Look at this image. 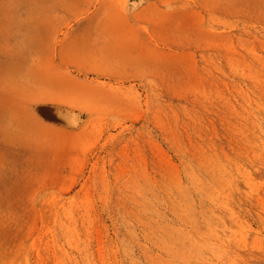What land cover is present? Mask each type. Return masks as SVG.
Here are the masks:
<instances>
[{
	"label": "rangeland",
	"instance_id": "374dc122",
	"mask_svg": "<svg viewBox=\"0 0 264 264\" xmlns=\"http://www.w3.org/2000/svg\"><path fill=\"white\" fill-rule=\"evenodd\" d=\"M208 1L0 0V264H264V0Z\"/></svg>",
	"mask_w": 264,
	"mask_h": 264
},
{
	"label": "bare ground",
	"instance_id": "6f19581e",
	"mask_svg": "<svg viewBox=\"0 0 264 264\" xmlns=\"http://www.w3.org/2000/svg\"><path fill=\"white\" fill-rule=\"evenodd\" d=\"M203 1V0H202ZM208 1V0H207ZM216 1H218V0H216ZM215 1V2H216ZM220 1H222V0H219V2ZM226 1V0H225ZM228 1H230V0H228ZM233 1V0H232ZM206 2V1H205ZM223 2V1H222ZM221 2V3H222ZM234 2H238V1H234ZM241 2V1H240ZM256 2V1H255ZM213 3V2H212ZM212 3H210L212 6H213V4ZM232 3V2H231ZM209 4V1H208V5H210ZM219 5V4H218ZM230 5H232V4H230ZM236 5H238V4H236ZM235 5V6H236ZM242 5V4H241ZM221 6H228V4L227 5H221ZM239 6V5H238ZM217 7V6H216ZM219 7V6H218ZM217 7V8H218ZM232 7V6H231ZM237 7V6H236ZM210 9V8H209ZM223 9V8H222ZM200 10H202V9H200ZM215 10H216V8H215ZM224 11H226L227 9H223ZM223 11V12H224ZM230 11H231V9H230ZM204 12V11H203ZM201 13V12H200ZM209 13V12H208ZM203 14V13H202ZM204 14H205V12H204ZM214 14V13H213ZM218 15H219V13H217ZM212 15V14H211ZM223 15H224V13H223ZM227 15V14H226ZM222 16V15H221ZM226 17H228V16H226ZM205 18V17H204ZM244 20H248V19H244ZM235 22H236V20H235ZM238 22V21H237ZM253 22V24H254V21H252ZM206 23V22H205ZM256 23V22H255ZM205 25V24H204ZM242 25V24H241ZM256 24H254V25H252V27L253 26H255ZM261 25V24H260ZM209 26V25H208ZM263 26V25H262ZM227 27V26H226ZM235 27V26H234ZM242 28V27H241ZM211 29V28H210ZM209 29V30H210ZM228 29V28H227ZM211 30H214V28L213 29H211ZM217 30H219V28L217 29ZM226 30V29H225ZM223 31H224V29H223ZM233 31V30H232ZM253 31V30H252ZM252 31H250V32H252ZM226 32V31H225ZM235 32V31H234ZM222 33V32H221ZM229 33V32H228ZM238 34V33H237ZM240 35H241V33H239ZM251 34V33H250ZM231 36V35H230ZM232 37V36H231ZM262 37V36H261ZM135 41V40H134ZM133 42V41H132ZM239 45V44H238ZM245 46V45H244ZM206 54V53H205ZM262 54V53H261ZM8 56V55H7ZM218 58V57H217ZM199 68V67H198ZM161 71V70H160ZM162 72V71H161ZM164 72V71H163ZM175 72V71H174ZM173 72V74H175ZM198 72V71H197ZM154 73V72H153ZM166 73V72H165ZM159 74V73H158ZM200 74H201V72H200ZM203 74V73H202ZM156 75V74H155ZM166 75V74H165ZM164 75V76H165ZM163 76H162V74L160 75V78H162ZM171 77V76H170ZM164 78V77H163ZM169 78V77H168ZM157 79V78H156ZM165 79V78H164ZM160 80V79H159ZM162 83V82H161ZM9 87V86H8ZM105 89V88H104ZM4 91V90H3ZM167 93V92H166ZM1 94V93H0ZM208 95V94H207ZM107 97V96H106ZM4 100V99H3ZM110 100V99H109ZM183 100V99H182ZM189 100V99H188ZM187 100V101H188ZM184 101H186L185 99H184ZM190 101V100H189ZM188 101V102H189ZM188 102H187V104H188ZM201 102V101H200ZM4 103V102H3ZM167 103V102H166ZM182 104H183V102H181ZM199 103V102H198ZM186 104V105H187ZM194 104V103H193ZM197 105V104H196ZM199 105V104H198ZM198 105H197V107H198ZM59 106V105H58ZM174 106V105H173ZM172 106V107H173ZM185 106V105H184ZM209 108V107H208ZM211 108V107H210ZM174 109V108H173ZM69 110V109H68ZM190 110H191V108H190ZM36 111L45 119V120H47L48 121V123L50 124V125H52V127H53V125L54 124H56V125H54V126H57V125H60V126H62V127H66V128H71V129H73V128H77L78 129V127L80 126L79 124H78V116H75L74 114H71V113H67V112H64L63 110H61V109H59V108H56L55 106L54 107H46V106H40L39 105V107L37 106V108H36ZM175 111H176V108H175ZM36 112V113H37ZM71 112V111H70ZM179 112V111H178ZM191 114V113H190ZM198 114V113H197ZM192 115V114H191ZM190 115V116H191ZM38 119V118H37ZM196 119H198V118H195V120ZM32 120H33V118H32ZM33 122V121H32ZM45 124V123H44ZM38 125H40V123H38ZM34 126V125H33ZM46 126V125H45ZM36 127V126H35ZM41 127H42V125H41ZM15 128V127H14ZM40 128V127H39ZM43 128V127H42ZM45 129L47 128V127H44ZM12 129V128H11ZM50 129H52V128H50ZM57 129V128H56ZM63 129H65V128H63ZM79 130V129H78ZM46 131V130H45ZM184 133V132H183ZM30 135V134H29ZM90 135H92V134H90ZM178 135V134H177ZM180 135V134H179ZM182 136V135H181ZM9 137V136H8ZM85 137V136H84ZM83 137V138H84ZM184 137V136H183ZM19 138V137H18ZM83 138H81V139H83ZM250 138V137H249ZM36 139H38V138H36ZM80 139V140H81ZM193 139H194V137H193ZM16 140V139H15ZM181 140V139H180ZM252 140V139H251ZM256 140V139H255ZM183 141V140H182ZM193 141V140H192ZM250 141V140H249ZM79 142V141H78ZM198 142V141H197ZM251 142V141H250ZM53 143V142H52ZM182 143V142H181ZM184 143H185V141H184ZM73 144H75V143H73ZM183 144V143H182ZM187 145V144H186ZM196 145V144H195ZM261 146V145H260ZM40 147V146H39ZM182 147V146H181ZM187 147V146H186ZM185 147V150L187 149ZM55 148V147H54ZM57 149V148H56ZM183 149V148H182ZM189 149V148H188ZM25 150V149H24ZM53 150V149H52ZM259 150V149H258ZM22 152V151H21ZM46 153V152H45ZM194 154V153H193ZM37 157V156H36ZM6 158V157H5ZM6 160V159H5ZM28 160V159H27ZM185 160V159H184ZM189 160V159H188ZM43 166V165H42ZM186 167V166H185ZM165 170V169H164ZM184 170V169H183ZM186 171V170H185ZM168 172V171H167ZM173 173V172H172ZM103 174H104V172H103ZM166 176V175H165ZM146 178V177H145ZM150 179V178H149ZM168 179V178H167ZM104 180H105V178H104ZM152 180V179H151ZM160 180V179H159ZM172 180V179H171ZM174 180V179H173ZM147 181V180H146ZM158 181V180H157ZM167 181V180H166ZM165 181V182H166ZM92 182V181H91ZM139 183H140V181H139ZM154 183V182H153ZM141 184V183H140ZM108 185V184H107ZM160 185V184H159ZM106 186V185H105ZM83 187V186H82ZM144 187V186H143ZM166 187H167V185H166ZM109 188V187H108ZM161 188V187H160ZM163 188V187H162ZM171 188H172V186H171ZM177 188V187H176ZM110 189V188H109ZM166 189V188H165ZM153 190H154V187H153ZM156 190V189H155ZM159 190V189H158ZM168 190V189H167ZM166 190V191H167ZM174 190V189H173ZM108 191V190H107ZM178 191V190H177ZM79 192V191H78ZM109 192V191H108ZM107 192V193H108ZM156 192V191H155ZM158 192V191H157ZM75 193V192H74ZM103 193V192H102ZM112 193V192H111ZM159 193H161V192H159ZM163 193V192H162ZM174 193V192H173ZM89 194V193H88ZM158 194V193H157ZM85 195V194H84ZM103 195V194H102ZM107 195V194H106ZM169 195V194H168ZM173 195H175V194H173ZM180 195V194H179ZM92 196V195H91ZM95 196V195H94ZM109 196H110V194H109ZM108 196V197H109ZM159 196H160V194H159ZM53 197V196H52ZM83 196H81V198H82ZM88 197V196H87ZM93 197V196H92ZM152 197H153V195H152ZM170 197L172 198V196L170 195ZM29 198V197H28ZM91 198V197H90ZM115 198V197H114ZM166 198V197H165ZM177 198V197H176ZM80 199V198H79ZM93 199V198H92ZM102 199V198H101ZM167 199V198H166ZM183 198H181V200H182ZM76 200H77V197H76ZM108 200V199H107ZM117 200V199H116ZM168 200V199H167ZM179 200H180V198H179ZM50 201H51V199H50ZM62 201H65V200H62ZM94 201V200H93ZM177 201V200H176ZM175 201V202H176ZM184 201V200H183ZM48 202V201H47ZM84 202V201H83ZM125 202V201H124ZM173 202V201H172ZM31 203V202H30ZM35 203V202H34ZM88 203H89V201H88ZM91 203H93V202H90V204ZM103 203V202H102ZM106 203H108L107 201H106ZM115 203V202H114ZM117 203H120V202H117ZM70 204V203H69ZM68 204V205H69ZM75 204V203H74ZM73 204V205H74ZM100 204H101V202H100ZM99 204V205H100ZM59 205V204H58ZM83 205V204H82ZM81 205V206H82ZM92 205V204H91ZM119 205V204H118ZM121 205V204H120ZM124 205H126V204H124ZM175 205V204H174ZM48 206V205H47ZM62 206V205H61ZM67 206V205H66ZM72 206V205H71ZM87 206V205H86ZM98 206V205H97ZM138 206V205H137ZM73 207V206H72ZM103 207V206H102ZM108 207V206H107ZM119 207V206H118ZM126 207V206H125ZM139 207V206H138ZM143 207V206H142ZM53 208H55V207H53ZM76 208V207H75ZM74 208V209H75ZM91 208V207H90ZM93 208V207H92ZM127 208H128V206H127ZM132 208H135V207H132ZM37 209V208H36ZM39 209V208H38ZM46 209V208H45ZM64 209V208H63ZM68 209V208H67ZM78 209V208H77ZM82 209V208H81ZM89 209V208H88ZM102 209H104V208H102ZM141 209V208H140ZM54 210V209H53ZM93 210H96V209H93ZM134 210V209H133ZM139 210V209H138ZM155 210V209H154ZM37 211V210H36ZM67 211V210H66ZM90 211V210H89ZM88 211V212H89ZM92 211V210H91ZM181 211H183V210H181ZM38 212V211H37ZM61 212V211H60ZM69 213H71L70 212V210L68 211ZM74 212V211H73ZM135 212H136V209H135ZM39 213V212H38ZM49 213H50V211H49ZM66 213V212H65ZM69 213H68V215H69ZM84 213V212H83ZM95 213H96V211H95ZM132 213H134V212H132ZM149 213V212H148ZM153 213V212H152ZM59 214V213H58ZM61 214H62V212H61ZM77 214V213H76ZM130 214H131V212H130ZM135 214V216H136V213H134ZM143 214V213H142ZM141 214V215H142ZM183 214V213H182ZM55 215V213H53V216ZM63 215V214H62ZM79 215V214H78ZM94 215V214H93ZM133 215V214H132ZM138 215H139V212H138ZM148 215V214H147ZM91 216H92V214H91ZM90 216V217H91ZM95 216H96V214H95ZM140 216V215H139ZM138 216V217H139ZM143 216V215H142ZM166 216V215H165ZM41 217V216H40ZM50 217V216H49ZM65 217H66V215H65ZM78 217V216H77ZM97 217V216H96ZM95 217V218H96ZM144 217V216H143ZM157 217V216H156ZM54 218H55V216H54ZM59 218H60V216H59ZM72 219H73V217H71ZM79 218V217H78ZM81 218V217H80ZM122 218H123V215H122ZM140 218V217H139ZM146 218H148V217H146ZM154 218V217H153ZM56 219V218H55ZM54 219V220H55ZM142 220L144 219V218H141ZM150 219V218H149ZM156 219V218H155ZM58 220V219H57ZM56 220V221H57ZM83 220V219H82ZM96 220V219H95ZM152 220V219H151ZM157 220H158V218H157ZM65 221V220H64ZM79 221V220H78ZM139 221V220H138ZM163 221V220H162ZM165 221V220H164ZM61 222H62V220H61ZM81 222V221H80ZM142 222V221H141ZM148 222V221H147ZM159 222H161L160 220H159ZM166 222H168V221H166ZM57 223H59L58 221H57ZM84 223V222H83ZM83 223H82V225H83ZM143 223V222H142ZM156 223V222H155ZM158 223V222H157ZM156 223V224H157ZM164 222H162V225H164L163 224ZM70 224H72L73 225V222L72 223H70ZM81 224V223H80ZM151 224V223H150ZM149 224V225H150ZM155 224V225H156ZM171 224V223H170ZM67 225V224H66ZM81 225V226H82ZM85 225V224H84ZM93 225V224H92ZM161 225V226H162ZM172 225V224H171ZM70 226V225H69ZM77 226V225H76ZM86 226V225H85ZM94 226V225H93ZM151 226H153V225H151ZM71 227V226H70ZM101 226H99V228H100ZM167 228H169L168 226H166ZM173 227V226H172ZM72 228V227H71ZM156 228V227H155ZM159 228V227H158ZM69 229V228H68ZM67 229V230H68ZM88 229V228H87ZM102 229V228H101ZM145 229V228H144ZM151 229V228H150ZM153 229V228H152ZM164 229V228H163ZM170 229V228H169ZM70 230V229H69ZM161 230V229H160ZM159 230V231H160ZM153 231V230H152ZM158 231V230H157ZM161 231H163V230H161ZM166 231V230H165ZM168 231V230H167ZM72 232V231H71ZM70 232V233H71ZM83 234H84V232H82ZM154 233V232H153ZM162 233H164V232H162ZM169 233V232H168ZM175 233V232H174ZM177 233V232H176ZM88 234V233H87ZM104 234V233H103ZM129 234H130V232H129ZM150 234V233H149ZM154 234H156V233H154ZM160 234V233H159ZM158 235V234H157ZM162 235V234H161ZM164 235H166V234H164ZM75 236V235H74ZM84 236H86V235H84ZM131 236V235H130ZM149 236V235H148ZM156 236V235H155ZM170 236V235H169ZM178 236V235H177ZM177 236H175L176 238H177ZM73 236L71 235V238H72ZM82 237V236H81ZM87 237V236H86ZM158 237V236H157ZM166 237V236H165ZM160 238V237H159ZM163 238V237H162ZM167 238V237H166ZM181 238V237H180ZM74 239V238H73ZM87 239V238H86ZM86 239H84V241L86 240ZM152 239H153V237H152ZM155 239V238H154ZM165 239V238H164ZM170 238H168V240H169ZM172 239V238H171ZM173 239H174V236H173ZM71 240V239H70ZM79 240V239H78ZM90 240V239H89ZM92 240V239H91ZM177 240V239H176ZM176 240L174 241V240H172V242L174 241V244H175V242H176ZM179 240H182V239H179ZM80 241H81V239H80ZM113 241V240H112ZM167 241V240H166ZM183 241V240H182ZM181 241V242H182ZM71 241H69V243H70ZM86 242V241H85ZM90 242V241H89ZM88 242V243H89ZM105 242V241H104ZM156 242V241H155ZM159 241H157V243H158ZM106 243V242H105ZM160 243V242H159ZM73 243H71V245H72ZM80 244V243H79ZM152 244V243H151ZM154 244H156V243H154ZM161 244V243H160ZM170 244V243H169ZM173 244V243H172ZM172 244H170V247H171V245ZM33 245V244H32ZM35 245V244H34ZM103 245H105V244H103ZM165 245H167V243L165 244ZM80 246V245H79ZM98 246V245H97ZM175 246V245H174ZM173 246V247H174ZM180 246V245H179ZM29 247V246H28ZM37 247V246H36ZM35 247V248H36ZM106 247V246H105ZM104 247V248H105ZM155 247V246H154ZM160 247V246H159ZM165 247V246H164ZM167 247V246H166ZM173 247H172V249H173ZM181 247V246H180ZM184 247V246H183ZM186 247V246H185ZM30 248V247H29ZM29 248H28V250H29ZM33 248V247H32ZM34 248V249H35ZM78 248V247H77ZM91 248V247H90ZM89 248V249H90ZM101 248H103V247H101ZM104 248H103V251H104ZM110 248V247H109ZM156 248V247H155ZM175 248H177V246H175ZM188 248V247H187ZM186 248V249H187ZM24 249V248H23ZM164 249V248H163ZM180 249V248H179ZM182 249H185V248H182ZM72 250V249H71ZM170 250V249H169ZM26 251V250H25ZM76 251V250H75ZM85 251V250H84ZM90 251H91V249H90ZM101 251V250H100ZM167 250H165V252H166ZM30 252V251H29ZM83 252V251H82ZM164 252V251H163ZM164 252V253H165ZM173 252V251H172ZM174 252H176V251H174ZM181 252V251H180ZM77 253V252H76ZM103 253V252H102ZM106 253V252H105ZM184 255L183 256H185L186 254H185V252L183 251L182 252ZM26 254V253H25ZM81 254V253H80ZM180 254V256H181V253H179ZM23 255V254H22ZM21 255V256H22ZM28 255V254H27ZM107 255H108V252H107ZM128 255V254H127ZM164 255V254H163ZM170 255V254H169ZM104 256V255H103ZM125 256V255H124ZM151 256V255H150ZM158 256H160V255H158ZM176 256V255H175ZM90 257V256H89ZM97 257V256H96ZM167 257V256H166ZM172 257H174V256H172ZM104 258H107V257H104ZM160 258V257H159ZM168 258H169V256H168ZM171 258V257H170ZM184 258H186V257H184ZM16 259V258H15ZM26 259H28V258H26ZM75 259V258H74ZM153 259H154V257H153ZM165 260H168V259H166V258H164ZM180 259V258H179ZM158 259H156V261H157ZM170 260H172V259H170ZM182 260V259H181ZM180 260V261H181ZM184 261H185V259H183ZM187 260H189V259H187ZM88 261H90V259L88 260ZM108 261V260H107ZM163 261V260H162ZM161 261V262H162ZM183 261V262H184ZM13 262H14V260H13ZM12 262V263H13ZM109 262V261H108ZM110 262H112V260L110 261ZM109 262V263H110ZM137 262V261H136ZM135 262V263H136ZM152 263H153V261H151ZM155 262V261H154ZM171 262V261H170ZM182 262V263H183ZM11 263V264H12ZM90 263V262H89ZM105 263H106V260H105ZM108 263V264H109ZM129 263V262H128ZM159 263V262H158ZM102 264V263H101ZM111 264V263H110ZM133 264H134V262H133ZM155 264V263H154Z\"/></svg>",
	"mask_w": 264,
	"mask_h": 264
}]
</instances>
